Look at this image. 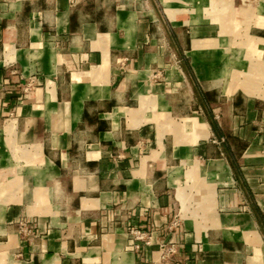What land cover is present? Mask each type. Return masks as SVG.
I'll return each mask as SVG.
<instances>
[{"label": "crops", "instance_id": "1", "mask_svg": "<svg viewBox=\"0 0 264 264\" xmlns=\"http://www.w3.org/2000/svg\"><path fill=\"white\" fill-rule=\"evenodd\" d=\"M257 17L0 0V264H264V98L231 80L264 65Z\"/></svg>", "mask_w": 264, "mask_h": 264}, {"label": "rangeland", "instance_id": "2", "mask_svg": "<svg viewBox=\"0 0 264 264\" xmlns=\"http://www.w3.org/2000/svg\"><path fill=\"white\" fill-rule=\"evenodd\" d=\"M261 17H257L256 21L261 22L264 20ZM260 42H263V40H259ZM197 45V44H196ZM262 66L264 68V65L261 62H255L251 65L250 69L248 71L243 72L241 75L238 77H232L231 80L236 82L238 84V87L243 88L244 91L246 92L247 95L252 96V97H261L264 98V71L262 70L260 73L258 72V67ZM254 76L258 77V85L256 83V78L254 80ZM254 83L256 86H254ZM254 86V87H253ZM170 229L175 230L176 228L180 227V222H179V217L174 216L169 223ZM138 236L141 238L143 236V233H138ZM162 250L164 251V254L166 256H172L175 253H169L170 248H174L177 251V247L175 243L169 244V245H163L161 246Z\"/></svg>", "mask_w": 264, "mask_h": 264}, {"label": "bare ground", "instance_id": "3", "mask_svg": "<svg viewBox=\"0 0 264 264\" xmlns=\"http://www.w3.org/2000/svg\"><path fill=\"white\" fill-rule=\"evenodd\" d=\"M251 8H252V7H251ZM258 21H261V18H260V20H258ZM256 36H257V35H256ZM194 49H195V50L200 49V48H199V45H198V44L195 45ZM261 69L264 71V68H263L262 66H259V67H258V72H259V73L262 71ZM260 74H261V73H260Z\"/></svg>", "mask_w": 264, "mask_h": 264}, {"label": "built area", "instance_id": "4", "mask_svg": "<svg viewBox=\"0 0 264 264\" xmlns=\"http://www.w3.org/2000/svg\"><path fill=\"white\" fill-rule=\"evenodd\" d=\"M175 252H176V250H175L174 248H170V249H169V253L172 254V253H175Z\"/></svg>", "mask_w": 264, "mask_h": 264}]
</instances>
